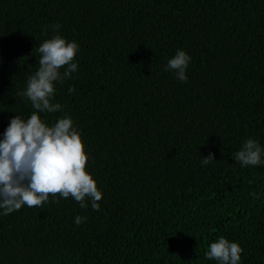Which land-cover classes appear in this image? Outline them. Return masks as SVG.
Here are the masks:
<instances>
[{
    "label": "trees",
    "instance_id": "16d2710c",
    "mask_svg": "<svg viewBox=\"0 0 264 264\" xmlns=\"http://www.w3.org/2000/svg\"><path fill=\"white\" fill-rule=\"evenodd\" d=\"M54 24L80 49L46 119L82 131L101 207L57 194L0 215V264H217L222 235L264 264V165L232 156L264 144V0H0V134L33 111L21 93ZM180 48L185 82L165 70Z\"/></svg>",
    "mask_w": 264,
    "mask_h": 264
},
{
    "label": "clouds",
    "instance_id": "9594fccd",
    "mask_svg": "<svg viewBox=\"0 0 264 264\" xmlns=\"http://www.w3.org/2000/svg\"><path fill=\"white\" fill-rule=\"evenodd\" d=\"M50 27L54 34L35 47L39 53L38 67L28 75L21 93L31 102L33 111L27 118L19 114L10 117L0 134V215L11 214L24 205L42 206L50 195L55 199L57 194L62 198L71 196L81 208H88L89 204L94 210L101 207L98 201L103 192L86 168L89 154L82 131L68 114L54 123L46 119L48 113L63 111V105L56 101V86L78 71L75 57L80 49L75 39L69 40L59 33L61 25ZM191 60L185 49H177L165 70L185 82ZM68 91L74 92L75 88ZM232 156L241 167L264 165V144L249 137ZM216 160L215 153L209 152L202 155L201 165ZM86 219L77 215L75 223L80 225ZM242 252L238 241L222 235L209 244L205 256L217 264H241Z\"/></svg>",
    "mask_w": 264,
    "mask_h": 264
}]
</instances>
